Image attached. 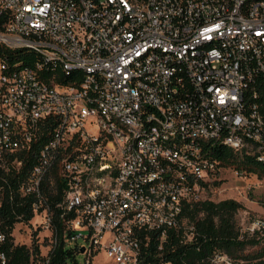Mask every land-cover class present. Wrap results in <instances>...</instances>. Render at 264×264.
<instances>
[{
	"label": "built area",
	"instance_id": "1",
	"mask_svg": "<svg viewBox=\"0 0 264 264\" xmlns=\"http://www.w3.org/2000/svg\"><path fill=\"white\" fill-rule=\"evenodd\" d=\"M263 104L264 0H0V204L9 174L33 195L10 235L46 231L31 264H48L60 239L77 264H153L152 231L158 248L168 228L199 235L184 204L225 168L207 142L264 161ZM53 169L61 233L42 187ZM207 262L234 264L218 249Z\"/></svg>",
	"mask_w": 264,
	"mask_h": 264
},
{
	"label": "trees",
	"instance_id": "2",
	"mask_svg": "<svg viewBox=\"0 0 264 264\" xmlns=\"http://www.w3.org/2000/svg\"><path fill=\"white\" fill-rule=\"evenodd\" d=\"M262 109L264 110V104ZM210 153L217 158L221 166L233 167L238 171L256 173L264 176V161L259 160L256 151L247 148L235 150L223 143H206ZM34 162V155L28 151L22 166L20 178L26 175L29 166ZM8 178L12 190L3 191L0 204V230L7 234L3 249L6 253V264H31V251L39 252V246L33 242L30 246L24 243H14L10 235L16 220V215L22 213L25 221L33 216L31 209L32 194L21 195L17 191L16 179L13 174ZM52 182L46 178L42 181L43 194L53 210V221L61 233L62 222L59 213L61 208L56 206L62 199V183L53 169ZM218 182V181H216ZM53 184L54 189L50 188ZM244 204L235 198L214 200L211 198L185 202L182 218L195 223L199 232L192 241H181L182 230L168 228L166 237L158 248V231H152L149 237L146 263L156 264L160 258L170 260L172 264H208V256L218 249L226 253L234 264H264V227L242 231L236 220V213ZM36 231H34V234ZM251 247L250 251H245ZM77 258L72 248L65 247L62 239L55 245L48 264H77Z\"/></svg>",
	"mask_w": 264,
	"mask_h": 264
},
{
	"label": "rangeland",
	"instance_id": "3",
	"mask_svg": "<svg viewBox=\"0 0 264 264\" xmlns=\"http://www.w3.org/2000/svg\"><path fill=\"white\" fill-rule=\"evenodd\" d=\"M253 150V149H251ZM220 179L212 185L213 190L206 194V198H211L216 201L224 198H235L243 202L244 207L236 213V220L242 231L249 229L254 221L258 218L264 219V176H258L256 173H250L249 176L243 177L238 174V170L233 167H223ZM187 220V219H185ZM21 233L17 230L13 231L14 243H24L30 246L33 242L41 243L40 250L46 251L49 243L48 236L41 240L42 235L46 232L38 227L36 230L37 236L28 238L29 229L22 225ZM39 232V233H38ZM249 247L245 251H250ZM95 261L107 264L109 259L100 254ZM250 264V262H246Z\"/></svg>",
	"mask_w": 264,
	"mask_h": 264
}]
</instances>
